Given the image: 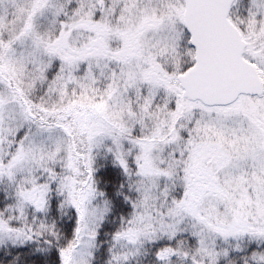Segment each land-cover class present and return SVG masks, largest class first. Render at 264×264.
<instances>
[{
    "label": "snow or ice",
    "instance_id": "1",
    "mask_svg": "<svg viewBox=\"0 0 264 264\" xmlns=\"http://www.w3.org/2000/svg\"><path fill=\"white\" fill-rule=\"evenodd\" d=\"M0 264H264V0H0Z\"/></svg>",
    "mask_w": 264,
    "mask_h": 264
}]
</instances>
